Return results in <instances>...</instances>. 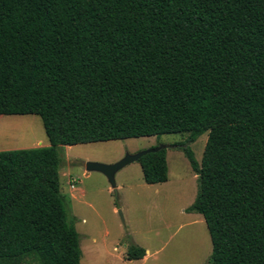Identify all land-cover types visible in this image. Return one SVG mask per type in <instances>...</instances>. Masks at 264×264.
<instances>
[{"label": "trees", "instance_id": "16d2710c", "mask_svg": "<svg viewBox=\"0 0 264 264\" xmlns=\"http://www.w3.org/2000/svg\"><path fill=\"white\" fill-rule=\"evenodd\" d=\"M10 114L39 115L50 143L0 150V264H80L63 145L205 131L201 164L183 149L208 264H264V0H0ZM166 153L140 158L147 183L168 179Z\"/></svg>", "mask_w": 264, "mask_h": 264}, {"label": "rangeland", "instance_id": "374dc122", "mask_svg": "<svg viewBox=\"0 0 264 264\" xmlns=\"http://www.w3.org/2000/svg\"><path fill=\"white\" fill-rule=\"evenodd\" d=\"M188 136V132L163 133L60 148V189L79 234L80 264H208L209 229L201 213L188 210L199 179L183 147L190 146L201 164L209 131L194 141ZM49 143L39 115H0V150ZM162 144L168 145L169 175L164 182L147 183L138 160L116 172L115 187L103 172L86 169L89 161L114 163L127 153ZM133 244L145 248L143 258H127Z\"/></svg>", "mask_w": 264, "mask_h": 264}, {"label": "water", "instance_id": "95a60500", "mask_svg": "<svg viewBox=\"0 0 264 264\" xmlns=\"http://www.w3.org/2000/svg\"><path fill=\"white\" fill-rule=\"evenodd\" d=\"M168 145H159L157 147L153 148H148L136 153H127L122 159L114 162V163H102V162H97V161H89L86 164V169L88 171L91 170H96V171H101L103 172L109 179L110 183L112 184L113 187L116 186V179L115 175L118 170L126 166L132 161H139L140 158L150 152H156L161 149H166Z\"/></svg>", "mask_w": 264, "mask_h": 264}, {"label": "crops", "instance_id": "0c3cea01", "mask_svg": "<svg viewBox=\"0 0 264 264\" xmlns=\"http://www.w3.org/2000/svg\"><path fill=\"white\" fill-rule=\"evenodd\" d=\"M41 143V142H40ZM36 147V146H35ZM75 186L73 185L72 188H74Z\"/></svg>", "mask_w": 264, "mask_h": 264}, {"label": "built area", "instance_id": "2783aa9c", "mask_svg": "<svg viewBox=\"0 0 264 264\" xmlns=\"http://www.w3.org/2000/svg\"><path fill=\"white\" fill-rule=\"evenodd\" d=\"M73 186V185H72Z\"/></svg>", "mask_w": 264, "mask_h": 264}]
</instances>
